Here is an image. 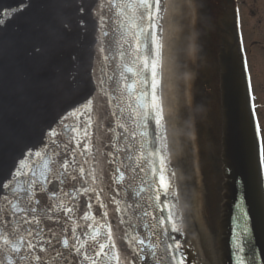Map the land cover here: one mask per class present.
I'll return each mask as SVG.
<instances>
[{"label": "water", "instance_id": "water-1", "mask_svg": "<svg viewBox=\"0 0 264 264\" xmlns=\"http://www.w3.org/2000/svg\"><path fill=\"white\" fill-rule=\"evenodd\" d=\"M161 13L162 4L157 21L159 43ZM102 15L105 19L104 28H101ZM116 20L105 0H0V183L11 181L12 184L27 185L32 179L31 175L20 176L19 180H15L13 174L21 161L30 165L32 171L39 173L42 161L35 157L36 152L42 155L47 152L50 156L55 149L60 153L56 157L57 166L65 156L69 161L75 156L76 166L69 169L70 175L62 178L64 183H60L55 174L46 173L50 180L44 183L46 191H36L35 198L39 200V204L35 205L36 216L40 220L39 227L44 229L43 235L50 236L51 229L58 237H64L65 234H70L72 227L79 224L82 227L77 228L76 235L86 239L87 229L83 226L90 222H85L82 217L88 212L98 223L111 226L117 248L129 264H196L195 256L189 248V245L193 249L194 246L174 156L169 158L176 178L180 215L187 243L182 239L175 210L164 140L160 139L163 137L162 129L157 128L153 119H149L147 124H150V133H147V129L138 127L141 122L139 118H131L134 115L135 101L123 92V81L120 78L122 69L115 67L111 59L118 47L116 41L119 32L113 31L117 29V24L113 22ZM220 25L224 33L218 51L220 158L215 159L212 153L206 152L207 158L214 164L212 174H220L224 179V201L215 253L218 264H238L239 260L243 264H264V199L258 173L253 123L232 15L229 14ZM104 31H109L108 37L103 36ZM102 46L106 49L103 53L100 51ZM105 55H108V61L104 60ZM131 60V56H126L123 61L117 62L130 65ZM100 79L104 80L103 87L112 97L111 106L100 95ZM131 80L132 77L129 76V82ZM146 90L150 92V88ZM89 99L95 101L94 119L102 117L99 124L90 130L95 145L93 155L100 161L96 170L101 179L94 186L96 192L103 189L99 201L95 193L79 195L75 191L83 185L78 166L90 157L80 155L75 142H69L72 133L63 127L65 124L74 126L77 123L70 114L81 109ZM130 103L132 108L128 107ZM161 106L167 139L165 105ZM112 112L117 113L116 118L111 116ZM117 123H123L137 134L140 131H146L147 134L131 141L124 129L116 127ZM109 128L115 129L114 133L108 132ZM52 130L59 133L55 137V145L49 140ZM116 137H120L119 141ZM117 143L120 148H131L132 151L117 153L118 158L108 164L96 150L107 154L113 151L111 144ZM158 148L164 149L162 155L166 165L165 176L169 182L167 193L159 188V156L149 155ZM129 155L133 156V160L128 159ZM141 155L145 157L144 160L135 159ZM33 160L36 161L35 164L32 163ZM136 163H141L144 170L137 168L131 171L126 167L132 165L135 168ZM83 166L92 167L91 164ZM116 167H121L127 173L123 186L113 183ZM153 167L157 169L156 176L152 174ZM72 175L77 179H72ZM36 179L42 180L43 177L37 175ZM141 186L144 187V192L138 197L136 192ZM53 193L55 199L50 200L49 196ZM64 193L75 195L76 200L71 202ZM157 194L159 200L156 199ZM4 196L14 199L10 191L0 189V233L4 232L5 225L9 231L17 227V220L11 215ZM57 201L68 202L69 206L75 208L71 219L63 213L59 214L58 223L47 219L45 213L48 206ZM128 204H138L139 207L135 210L128 209L127 215L115 211L117 207L124 209ZM144 211H148L149 215H143ZM169 214L172 216L171 222L168 220ZM121 219L125 223L121 224ZM172 223H175L179 231L171 230ZM17 231L21 230L18 228ZM125 231L145 240L148 247L141 253L142 258L134 254L123 241ZM100 239L103 240V236ZM2 247L0 242V248ZM56 247L65 253L66 259H49V264H88L60 245ZM88 254L93 255L91 249H88ZM41 255L51 257L55 253L50 250ZM4 257L5 253L0 252V264H6ZM99 264H107V261L102 258Z\"/></svg>", "mask_w": 264, "mask_h": 264}, {"label": "snow or ice", "instance_id": "snow-or-ice-1", "mask_svg": "<svg viewBox=\"0 0 264 264\" xmlns=\"http://www.w3.org/2000/svg\"><path fill=\"white\" fill-rule=\"evenodd\" d=\"M105 4L110 12L114 13L117 20L113 21L117 24V29L113 31L119 32V38L116 41L118 47L116 53L112 55L111 59L114 66L121 68L120 78L123 81L122 89L126 92L131 100L135 101L134 115L131 116L133 120L137 118L140 119L138 127L141 129H147V121L153 119L157 128L162 127L164 116L161 110L160 101L157 96V88L159 86L158 67L160 63V43L157 37L158 19L159 12L161 11L162 0H105ZM104 5L101 6L103 11ZM111 19V17H109ZM105 27L104 16H101V28ZM109 31H104L103 36L108 37ZM127 45V48H125ZM100 51L103 53L106 49L102 46ZM126 56H131V64L119 63L123 61ZM104 60L108 61V55L104 56ZM150 74V75H149ZM129 76L132 77L131 82H129ZM111 80L112 77H109ZM99 84L100 95L106 98L107 104L111 106L112 97L110 93L103 87L104 80L100 79ZM150 88V92L146 89ZM129 108L133 105L130 103ZM123 109H121V113ZM70 116L74 117L77 123L74 126L65 124L63 127L72 133L71 142H75L76 148L80 150V155L85 157H90V159H85L82 164L78 166L79 178L83 181L81 188L75 189L76 193L79 195H85L90 192L95 193L96 199L100 200V192H96L95 185L101 176L97 173L96 165L100 163L93 155V150L95 145L93 144V133L90 131L94 125L99 124V119H94L96 116L95 101L89 99L81 106V109H76ZM111 116L116 118L117 113L112 112ZM84 117L87 119L85 120ZM67 119V117L65 118ZM116 127L124 129L127 133V138L131 141H136L139 137H145L146 131H140L138 134L136 131H130L123 123H117ZM115 129L109 128L108 132L114 133ZM82 134V135H81ZM59 133L52 130L49 133V140L51 144H57L55 137ZM119 141L120 137H116ZM163 139V137H160ZM59 147V145H57ZM112 152L107 154L99 152V155L103 156L108 164H112L116 160L117 153L121 151L131 152V148L122 149L119 144H111ZM143 148V144H141ZM163 148H158L149 153L152 157L159 156L160 166H159V176L158 183L159 188L167 193L169 190V182L166 179L165 171L166 165L163 158ZM32 155V154H30ZM35 157L42 161L41 170L39 173L32 171L30 165L21 161L19 168L13 174V179L19 180L20 176L31 175L32 179L25 186H21L19 183L12 184L11 181L8 183H0V189L8 190L11 192L14 199H9L8 196H4L3 199L7 202L10 207L11 215L17 220V227L8 230V226L5 225L4 232L0 233V242H2L3 247L0 248V252L5 253L4 260L6 264H49V259L55 261L58 258L65 257V253L61 252L56 245H60L64 250L73 253L76 257L82 258L83 261L88 262V264H99L100 260L103 258L107 261V264H129L124 258H122L120 251L117 248L115 242L114 233L110 225L100 224L95 218L88 212L84 214L82 219L86 223L83 227L87 229V238L81 239L80 236L76 235L77 228L82 227L77 224L71 228L70 234H65L64 237H58L57 233L49 229L50 236L46 237L43 235L44 229L40 228V220L37 218V207L35 205L39 204V200L35 198L36 191L44 192L45 182H50L49 176L46 173H53L59 179L60 183H64L63 177L70 175L69 169L75 168V156L73 160L69 161L67 157L59 162L57 166L56 157L60 155L55 149L52 150V154L49 156L47 152L43 155L40 152H36ZM111 157V159H108ZM128 159L133 160V156L129 155ZM136 160H144L143 155L136 157ZM33 164L36 163L35 160L32 161ZM261 163L264 164V145L261 147ZM84 164H91L92 167L85 168ZM128 170L134 171L135 169H140L143 171V166L141 163H136L135 168L132 165L126 166ZM27 168V171L24 169ZM153 176L157 175V169L153 167ZM37 175L43 177V179H36ZM126 171H123L121 167H116L113 174V183L123 186L126 180ZM72 179H77L75 175L71 176ZM142 184L144 181L141 182ZM37 185L39 188L37 189ZM144 192V187L141 186L139 191L136 192V196H140ZM23 194V195H22ZM65 196L70 198L71 202L76 200L75 195H70L69 193H64ZM50 200L55 199V193L49 196ZM156 199L159 200V194H157ZM119 204V201H114ZM101 207H104L101 204ZM138 204H128L126 208L122 209L117 207L116 212L127 215L128 209L135 210L138 208ZM151 207V205H149ZM91 208V205H89ZM75 208L69 206L68 202L57 201L48 206V210L45 213L47 219L53 222H59V214L71 219L72 213ZM143 215H149L148 211H144ZM107 216V213H105ZM168 220L171 222L172 216L169 214ZM125 223L121 219V224ZM163 223V221H161ZM27 226V227H25ZM135 227V225H131ZM21 231H17V229ZM171 230L173 232L179 231L175 223H172ZM103 236V240H101ZM123 241L127 243L129 249L142 258L141 253L145 251L146 245L145 240L140 239L135 234H130L125 231L122 237ZM35 240V242H34ZM47 245V247H45ZM136 245V247H133ZM171 247V246H170ZM178 247V245H177ZM88 249H91L93 255L88 254ZM55 253L54 256L48 257L46 255L49 251ZM150 250V249H149ZM39 253V254H38ZM155 255V253H153ZM238 264H243L242 260L238 261Z\"/></svg>", "mask_w": 264, "mask_h": 264}, {"label": "bare ground", "instance_id": "bare-ground-1", "mask_svg": "<svg viewBox=\"0 0 264 264\" xmlns=\"http://www.w3.org/2000/svg\"><path fill=\"white\" fill-rule=\"evenodd\" d=\"M164 9L160 100L161 105H165L168 156H174L194 251L200 264H216L213 254L217 252L223 192L213 186L203 167L198 169L194 125L190 117L193 111L189 96L191 68L188 44L191 46L194 41L195 16L190 0H165ZM185 150L192 151L193 158L187 152L191 160L186 159ZM203 188V199L210 204L204 215L210 224L209 231L200 212V193L196 192Z\"/></svg>", "mask_w": 264, "mask_h": 264}, {"label": "rangeland", "instance_id": "rangeland-1", "mask_svg": "<svg viewBox=\"0 0 264 264\" xmlns=\"http://www.w3.org/2000/svg\"><path fill=\"white\" fill-rule=\"evenodd\" d=\"M206 1L207 0H204V1L192 0V4H191V6L193 5L195 14L197 16L195 20V23L197 24V26L196 28L195 27L193 28V37H194L193 51H194V43L196 45V42H197L196 41L197 37L198 39H200L199 40L200 44L196 45L198 47V50L196 51L197 54H198V51L201 52L202 49H203L202 53L204 54L210 52L209 46L207 44L203 45V43H205L204 37H206L204 34V27H207L206 20H203V18H201V27L200 26L198 27L199 23L197 19L198 14H199L198 8H200L201 2L202 4L204 3V5L206 6ZM241 2H243V4L245 5L241 7V13H242L241 20H242V25H243L242 34L244 37L245 46L247 48L248 64H249L250 71L252 74L254 92L259 98L258 102H260L262 106H264V0H241ZM209 3H211L210 0H209ZM208 5H211V4H208ZM256 15L258 16L257 21L254 19ZM254 22L256 23V25L260 26V31L254 30V27H255ZM209 39L210 41L212 40L214 41L215 38L213 35L210 34ZM215 43L216 42L214 41L213 44ZM190 55H191V65H192L191 67L192 76H190V78L191 77L192 78L189 80V82L191 83V85H189V88L192 93L193 91L192 88L195 87V82L198 83V80H197L198 78L196 77V72H197L196 58L197 57L195 55V51L194 52L190 51ZM191 97H192V99L190 100L191 106L194 111L193 94L191 95ZM204 108H205V105H204ZM210 114H211V111H209V116ZM191 116L193 117L192 119H193L194 124H196L195 132L197 134L196 139L198 140L200 137L199 122L197 120L195 121L194 113H192ZM199 119L201 120V118ZM258 120H259V124L261 128V132H262V138L264 141V109L258 111Z\"/></svg>", "mask_w": 264, "mask_h": 264}, {"label": "flooded vegetation", "instance_id": "flooded-vegetation-1", "mask_svg": "<svg viewBox=\"0 0 264 264\" xmlns=\"http://www.w3.org/2000/svg\"><path fill=\"white\" fill-rule=\"evenodd\" d=\"M223 1H227V0H223ZM237 1L239 2L238 10H239V18H240V24H241V31H243V25H242V20H241V15H242V13H241V7H243V6H245V5L243 4V2H241V0H237ZM216 2H217V1H214L215 6H216ZM215 6H211V8H209L210 17H212V18H213V17L215 16V14H216V13H215L216 11H214V10H216V7H215ZM254 19L257 21V20H258V16L256 15V16L254 17ZM209 25H210V23H209ZM211 25H212V24H211ZM254 25H255L254 30L260 31V26L256 25L255 22H254ZM210 33H211V35H213L214 33H216L215 30H213V29L211 28V26H210ZM242 41L244 42V37H243ZM244 44H245V42H244ZM212 58L214 59L213 52H212Z\"/></svg>", "mask_w": 264, "mask_h": 264}]
</instances>
